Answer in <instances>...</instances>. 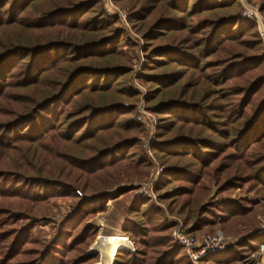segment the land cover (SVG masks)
Here are the masks:
<instances>
[{"label":"trees","instance_id":"trees-1","mask_svg":"<svg viewBox=\"0 0 264 264\" xmlns=\"http://www.w3.org/2000/svg\"><path fill=\"white\" fill-rule=\"evenodd\" d=\"M0 0V264H96L90 225L145 183L142 97L163 169L128 201L113 264H191L166 212L189 235L243 236L203 264H238L264 244V47L239 0ZM253 2V0H248ZM260 12L264 14V0ZM141 50L139 92L128 85ZM241 191L253 199L226 196ZM80 194V195H79ZM69 215L38 240L52 205ZM164 207V208H163Z\"/></svg>","mask_w":264,"mask_h":264},{"label":"rangeland","instance_id":"rangeland-1","mask_svg":"<svg viewBox=\"0 0 264 264\" xmlns=\"http://www.w3.org/2000/svg\"><path fill=\"white\" fill-rule=\"evenodd\" d=\"M244 1H246L247 3H249L252 6H256L258 9H260V7L262 5V3L260 1H258V0H253V2H249L248 0H244ZM239 2H240V0H239ZM241 7H242V5H241ZM104 8H105V11H106V8H115V9H118L123 14H125V18H126L125 11L123 9H121V8H118V7L114 6L112 4V1L111 0H104ZM261 16L264 18V14L262 12H261ZM120 25L123 28H125V30L127 31L129 37L132 40H134L135 42H139L140 44H142L139 36L135 35L128 25H127L128 27H126L125 25L121 24V22H120ZM142 62H143L142 53H141V50H139L138 51V61L135 62V65L139 66V68L137 67V69H135L133 67V73L130 76V79H129V82H128V85L131 86V88L138 90L140 93L141 92H144L145 89L137 81V75L136 74L140 73V67H141L140 66V63H142ZM141 105L143 106L144 111L146 112L145 115L149 117V119L151 120L152 125H154L155 136L153 135L154 139H153V137L151 138V139H153V141H152L151 146H150V147H152L154 145V142H156L157 119H156V116L153 115L150 112V110L147 109V106H146V104L144 102V99L141 97L140 100H139V102H138V109H137L138 110V116H137V121L138 122H139V118L141 116L140 111H139V106H141ZM145 129L147 131V134H146V138H145V141H144V146H145L144 149H145V151H146V153L148 155V151H147L146 145H147V143L149 141L150 131L146 127H145ZM149 156H151V157H149ZM148 157H149V160L151 158H153L155 160V162H157L156 158L154 157L153 153L151 152V149H150V154L148 155ZM150 164H151V169H152V162H151V160H150ZM151 169H150V171H151ZM137 192L139 194H142L139 189L137 190ZM134 194H135V192L134 193L132 192L131 194H129L128 196H126L124 198H120V199L115 200V201H110L107 204V211L105 213H102V214L97 215L93 220L90 221L89 224L92 225L93 227H96L98 229V235H99L98 238L103 237V236H104V238H108L109 236H112L113 234H117V235H121L123 237V241H125L126 244H128V242L125 239V236L122 234V226H123L124 221L128 218V216L126 214V209L125 208H126V206L128 204V201H130L133 198ZM235 197H241V198H245V199H253V195H249V194H246V193H242L239 190H237L234 193L226 196V199H234ZM108 206H109V208H108ZM51 207H52L53 215L52 216H47V218L49 219L48 222L47 223L40 224L33 231V234H34L35 238L38 239V240H42L44 238L50 237L52 235V233L54 232V229H53V225L52 224L55 223V221H58L61 218L69 215L70 212H71V203L69 201H58V202L54 203ZM165 212H166V216H167L168 220L171 221L174 225H176L177 224V221H179V222H181V224L183 225V227L185 229H187L186 226H184L183 217L177 216V215H173V214L167 212L166 210H165ZM260 225H264V216L259 214L256 217V226H255L254 230L257 229V228H259ZM217 232H221V231H217ZM102 233H103V235H102ZM223 235L227 239V241H226L227 244H228V247L227 248H231L234 251H235V244L237 242H239L243 237H245V235H243V236H236V235H229V236H227L225 234H223ZM191 236H193V235H191ZM203 236L204 235H202V236L201 235H194V237H196L198 239L201 238V237H203ZM256 236H260V235H256ZM95 241H96V239L94 240V242ZM94 242L89 247V249L93 246ZM117 245L123 246V243L122 242H117ZM262 245H264V244H261L259 246L258 250L256 252H254L251 255V257H249L245 261H243L241 263H238V264H264V260L261 258V256H264V251H261V246ZM89 249H88V251H89ZM88 251H87V254H88ZM259 251H261V252L259 253ZM96 254H98L99 261H100V254L99 253H96ZM218 254H220V253H218ZM214 255H217V254H214ZM210 256H213V255H210ZM207 257H209V256H207ZM207 257H205V258H207ZM199 264H203V263L201 262Z\"/></svg>","mask_w":264,"mask_h":264},{"label":"built area","instance_id":"built-area-1","mask_svg":"<svg viewBox=\"0 0 264 264\" xmlns=\"http://www.w3.org/2000/svg\"><path fill=\"white\" fill-rule=\"evenodd\" d=\"M240 3L242 5V11L240 14L241 17L256 25L258 34L262 40L264 47V18L261 16L260 9H258L256 6L250 5L244 0H240ZM106 13L109 16H117L121 24L128 27L125 19V14H123L118 9L106 8ZM133 67L135 69H137V67L139 68V66L137 65H134ZM139 111L141 114L139 122H141L150 131L149 141L146 145L149 155L151 149L150 146L154 139L153 135L155 136L154 125H152L149 117L145 115L146 112L144 111L142 105L139 106ZM152 137L153 139H151ZM150 160L152 162V169L149 172L146 182L140 185L139 190L141 191V193L147 194L152 199V201L155 202L156 196L153 193V188L158 183L163 169L157 162H155L153 158H151ZM255 234H264V225H260L259 228L249 233V235ZM170 235L175 245L185 250L192 264H199L205 257L221 253L228 247V244L226 242L227 239L221 232H216L214 235L203 236L198 239L194 236L189 235L187 233V229H185L179 221H177V224L171 229ZM261 251H264V245L261 246ZM261 251H259V253Z\"/></svg>","mask_w":264,"mask_h":264},{"label":"bare ground","instance_id":"bare-ground-1","mask_svg":"<svg viewBox=\"0 0 264 264\" xmlns=\"http://www.w3.org/2000/svg\"><path fill=\"white\" fill-rule=\"evenodd\" d=\"M117 242H122L123 246L117 245ZM128 245L129 244H126V242L123 241V237L121 235L113 234L108 238H104V236L98 238L94 248L100 254L103 262L107 263L113 258L118 247H127Z\"/></svg>","mask_w":264,"mask_h":264},{"label":"water","instance_id":"water-1","mask_svg":"<svg viewBox=\"0 0 264 264\" xmlns=\"http://www.w3.org/2000/svg\"><path fill=\"white\" fill-rule=\"evenodd\" d=\"M98 237H99V235L97 236L96 241L94 242L93 246L89 249L88 254L98 253V252L95 250V248H94L95 245H96V243H97ZM125 239H126V241L128 242L129 245H128L127 247H118L117 250H118V249H124V250L129 251V252H134L133 244H132L131 242H129L127 238H125ZM117 250H116V251H117ZM114 256H115V254H114ZM114 256H113V258L110 260V262H107V263L103 262V260H102V258H101V256H100V261H99L97 264H113Z\"/></svg>","mask_w":264,"mask_h":264},{"label":"crops","instance_id":"crops-1","mask_svg":"<svg viewBox=\"0 0 264 264\" xmlns=\"http://www.w3.org/2000/svg\"><path fill=\"white\" fill-rule=\"evenodd\" d=\"M135 192V194H134V196L135 197H138L140 194L137 192V190H134L133 191V193ZM108 208H109V206H108ZM261 256V255H260ZM264 256H261V258L264 260V258H263Z\"/></svg>","mask_w":264,"mask_h":264}]
</instances>
